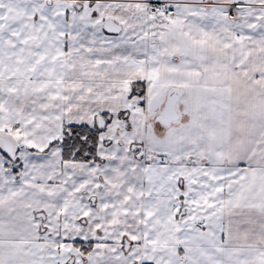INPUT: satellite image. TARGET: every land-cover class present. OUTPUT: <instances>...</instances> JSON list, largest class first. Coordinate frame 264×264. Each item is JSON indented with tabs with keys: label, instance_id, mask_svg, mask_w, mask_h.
<instances>
[{
	"label": "snow or ice",
	"instance_id": "snow-or-ice-1",
	"mask_svg": "<svg viewBox=\"0 0 264 264\" xmlns=\"http://www.w3.org/2000/svg\"><path fill=\"white\" fill-rule=\"evenodd\" d=\"M0 264H264V0H0Z\"/></svg>",
	"mask_w": 264,
	"mask_h": 264
}]
</instances>
